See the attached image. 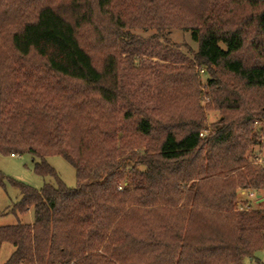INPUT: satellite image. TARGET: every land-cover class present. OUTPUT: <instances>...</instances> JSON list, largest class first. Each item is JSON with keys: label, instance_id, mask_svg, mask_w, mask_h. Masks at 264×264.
I'll use <instances>...</instances> for the list:
<instances>
[{"label": "trees", "instance_id": "1", "mask_svg": "<svg viewBox=\"0 0 264 264\" xmlns=\"http://www.w3.org/2000/svg\"><path fill=\"white\" fill-rule=\"evenodd\" d=\"M173 28L206 88L190 64H157L143 99L122 75L130 31ZM262 139L264 0H0V153L57 181L0 171L20 193L8 212L33 214L0 226L2 264H262Z\"/></svg>", "mask_w": 264, "mask_h": 264}, {"label": "rangeland", "instance_id": "2", "mask_svg": "<svg viewBox=\"0 0 264 264\" xmlns=\"http://www.w3.org/2000/svg\"><path fill=\"white\" fill-rule=\"evenodd\" d=\"M130 33L132 35L130 40L133 39L138 44L135 47H128V51H133V58L129 62H123L122 75L123 80L129 82L132 89L136 88L140 96H142L141 93L145 96L150 90L153 91V88L151 89L152 74L157 64H190L194 66L200 87L202 89L206 88L208 74L201 67L199 68L195 63H192L197 44L191 39L189 30L173 28L163 33H157L151 30L143 31L139 29L131 30ZM220 117L218 111L207 110L206 123L208 127ZM250 157L251 160L264 165V139L261 140L258 146L252 148ZM45 159L66 187L73 188L76 186L75 169L63 156L54 154L46 156ZM36 160L28 152L14 155L0 153V171L6 177L35 188H40L45 182L55 185L57 182L55 177L42 176L34 172V162ZM19 196V190L7 180L4 186H0V226L16 222H32L31 209L18 216L8 212L12 204L19 199ZM251 201L255 202L253 198H251ZM11 250L12 247L8 244L2 246L0 264L6 260ZM256 256L264 264V249L258 251Z\"/></svg>", "mask_w": 264, "mask_h": 264}, {"label": "water", "instance_id": "3", "mask_svg": "<svg viewBox=\"0 0 264 264\" xmlns=\"http://www.w3.org/2000/svg\"><path fill=\"white\" fill-rule=\"evenodd\" d=\"M256 197L258 198L257 202L261 201L263 198L260 197V195H256Z\"/></svg>", "mask_w": 264, "mask_h": 264}, {"label": "built area", "instance_id": "4", "mask_svg": "<svg viewBox=\"0 0 264 264\" xmlns=\"http://www.w3.org/2000/svg\"><path fill=\"white\" fill-rule=\"evenodd\" d=\"M251 194V193H250Z\"/></svg>", "mask_w": 264, "mask_h": 264}]
</instances>
